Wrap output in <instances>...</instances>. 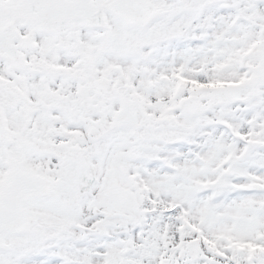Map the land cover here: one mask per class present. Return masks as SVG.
Instances as JSON below:
<instances>
[{
	"label": "snow or ice",
	"instance_id": "6c2138e0",
	"mask_svg": "<svg viewBox=\"0 0 264 264\" xmlns=\"http://www.w3.org/2000/svg\"><path fill=\"white\" fill-rule=\"evenodd\" d=\"M0 264H264V0H0Z\"/></svg>",
	"mask_w": 264,
	"mask_h": 264
}]
</instances>
